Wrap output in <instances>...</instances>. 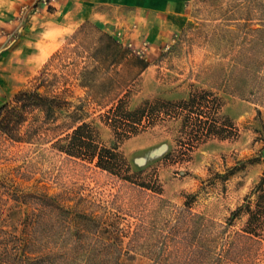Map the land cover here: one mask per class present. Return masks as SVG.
Returning <instances> with one entry per match:
<instances>
[{
    "label": "rangeland",
    "instance_id": "rangeland-1",
    "mask_svg": "<svg viewBox=\"0 0 264 264\" xmlns=\"http://www.w3.org/2000/svg\"><path fill=\"white\" fill-rule=\"evenodd\" d=\"M86 20L149 63L101 102L69 41ZM43 74L126 165L60 150L66 110L0 130V256L28 238L43 264H264V0H0V106Z\"/></svg>",
    "mask_w": 264,
    "mask_h": 264
},
{
    "label": "trees",
    "instance_id": "trees-1",
    "mask_svg": "<svg viewBox=\"0 0 264 264\" xmlns=\"http://www.w3.org/2000/svg\"><path fill=\"white\" fill-rule=\"evenodd\" d=\"M69 41L74 44L73 49H77L86 60L79 73L80 84L87 88V98L97 102L112 97L117 90L118 94L127 92L149 65L147 60L134 54L110 32L89 20L81 23ZM47 79L44 74L39 76L34 84L20 89L12 102L0 106V130L15 141L33 139L38 132H48L47 124L57 121L66 110L71 121L65 122L64 128L54 136L58 148L69 155L91 160L98 156V165L121 175L120 167L126 165L125 159L115 147H100L96 142V129L89 122L78 123V110L69 111L71 101L64 98L63 94L54 93L52 83ZM42 86L45 87L43 91L40 90ZM186 102L179 101L180 104ZM158 109L157 104L152 107L150 101H147L136 110L127 112V116L139 122L147 112L153 114ZM57 127H51L50 130L61 128ZM126 169L130 170L129 164ZM124 177L129 179V176ZM248 213L250 216L245 230L256 234L257 228L253 226L258 219L256 211L249 210ZM22 244L16 247L15 255L0 256V264H43L44 256H31L33 245L28 238L23 247Z\"/></svg>",
    "mask_w": 264,
    "mask_h": 264
},
{
    "label": "crops",
    "instance_id": "crops-1",
    "mask_svg": "<svg viewBox=\"0 0 264 264\" xmlns=\"http://www.w3.org/2000/svg\"><path fill=\"white\" fill-rule=\"evenodd\" d=\"M89 7V5H87V8Z\"/></svg>",
    "mask_w": 264,
    "mask_h": 264
}]
</instances>
